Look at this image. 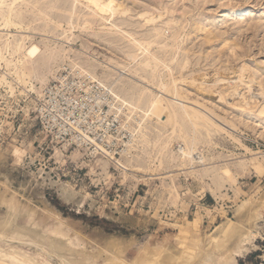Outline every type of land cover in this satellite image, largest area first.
I'll list each match as a JSON object with an SVG mask.
<instances>
[{"label":"rangeland","instance_id":"374dc122","mask_svg":"<svg viewBox=\"0 0 264 264\" xmlns=\"http://www.w3.org/2000/svg\"><path fill=\"white\" fill-rule=\"evenodd\" d=\"M106 1L0 0V264H62L38 236L71 264H175L203 240L207 263L264 264V0ZM77 72L137 107L90 118L119 165L42 120Z\"/></svg>","mask_w":264,"mask_h":264},{"label":"built area","instance_id":"2783aa9c","mask_svg":"<svg viewBox=\"0 0 264 264\" xmlns=\"http://www.w3.org/2000/svg\"><path fill=\"white\" fill-rule=\"evenodd\" d=\"M81 75L82 72H77L75 75L58 74L54 83L44 90L43 101L39 109L40 115L47 127L56 130L64 141L92 146L95 152H102L97 150V145H100L102 149L112 154L113 148L109 149V146L114 143V135L110 134V129L105 125L100 124L99 127L93 125L90 118L96 111L94 109L97 108L98 113L103 112L97 115L101 121L106 119L110 113H114L115 118L120 119V110L115 111V99L107 94L108 92L111 94L109 88L105 94L98 95L97 91L90 87L88 80L85 77L82 78ZM96 83L97 86L94 85V87L98 88L97 90L103 91L108 87L100 81ZM95 98L98 101L96 107L92 105V100Z\"/></svg>","mask_w":264,"mask_h":264},{"label":"bare ground","instance_id":"6f19581e","mask_svg":"<svg viewBox=\"0 0 264 264\" xmlns=\"http://www.w3.org/2000/svg\"><path fill=\"white\" fill-rule=\"evenodd\" d=\"M77 1H79V2H85V3H87V4H89V6L88 7H93L94 9H95V11H96V13H98V14H100L101 16H103V15H107V13H108V15H113L114 13H115V11H113V8H112V6H111V4H109L106 0H77ZM103 18V17H102ZM21 42V44L18 46V48L21 50V51H23L24 53H23V55H24V57H25V59H29V60H32V59H35L37 56H38V54H39V48L37 47V46H33V47H29V48H25L24 47V44H23V42L24 41H20ZM12 44V41H10L9 39H7V43H6V47L8 48V47H10V45ZM0 58L1 59H3L4 58V55H3V53L1 54L0 53ZM80 69L83 71V72H85V73H89V72H87V71H85V70H83L81 67H80ZM100 82L103 84V85H105V86H108L109 87V89L114 93L113 94V97L115 98V100H118L119 99V101H123V100H121L120 98H119V96H116V94H115V90H114V88L112 87V86H110L108 83H106V82H104V81H102V80H100ZM235 88V87H234ZM46 88H44V90H45ZM237 89V88H236ZM43 90V91H44ZM234 91H235V89H234ZM177 94V93H176ZM42 96H43V93H42ZM123 103V105H125V107H127V109H131L132 110V112L133 111H137V107H134L133 105H131L130 103H127V102H125V101H123L122 102ZM140 108V107H139ZM147 115H148V112H147ZM97 150H100V151H102L101 153H103L104 155H106V156H108V157H112V159H114V160H116V163L118 164L119 163V161H121V160H119V159H117V158H114V156L112 155V154H110V153H108L107 151H105L104 149H102V147L100 146V145H97ZM183 153L186 155V153H185V150H183ZM188 154V153H187ZM189 155V157H190V154H188ZM188 155H186V156H188ZM192 160H194V158H191ZM119 165V164H118ZM126 170L128 169L127 167H125V166H123ZM1 226V225H0ZM25 231V230H24ZM31 231V230H30ZM49 232H51V230L49 231ZM54 232V231H53ZM52 232V233H53ZM54 234V233H53ZM59 235H60V233H59ZM59 235H57L56 234V236H59ZM61 235H64V234H62L61 233ZM36 237H37V235H36ZM21 239V238H20ZM25 242V241H27V240H24L23 238H22V242ZM30 241V240H29ZM28 241V242H29ZM69 241V240H68ZM23 242V243H24ZM25 243H27V242H25ZM29 243H31V244H34V245H36L39 249H40V251H42L46 256H48V257H53V256H59V257H61V259L63 260L62 261V264H71L70 263V261H68V260H66V259H64L65 258V256H63L62 257V254H61V256L59 255V252H60V250H59V248L60 247H58L57 246V243H55L54 241H52V240H50V239H48V238H45V237H37L36 238V240L35 241H32V242H29ZM13 245V244H12ZM181 245L182 246H184L185 245V247H183V251H182V253H181V257H179V259H178V261H177V263H175V264H210V263H207V261L208 260H206V256H207V254L209 253V251H211V252H215V251H217V245H216V242L214 241V240H206V241H199V242H197L192 248H186V241H183L182 243H181ZM5 250V249H4ZM164 251V250H163ZM163 251L160 253V255H157L156 257H154V258H148L147 256L146 257H144V255L142 256V258L140 259V261H139V263L138 264H162L163 263V261H161V257H162V253H163ZM5 254V253H4ZM3 254V255H4ZM9 254V256H11V257H13L15 260H17L16 262H18V261H20V259L18 258V257H16L15 256V254L13 253V252H11V253H8ZM214 255V254H213ZM10 258V257H9ZM147 258V259H146ZM24 259V258H23ZM27 259V258H26ZM26 259H24L23 261H21V262H23L24 264H31L28 260H26ZM29 259V258H28ZM119 262V261H118ZM48 262H41V263H35L34 262V264H47ZM122 263V262H121ZM114 264H119V263H117V262H115ZM214 264V263H213Z\"/></svg>","mask_w":264,"mask_h":264}]
</instances>
